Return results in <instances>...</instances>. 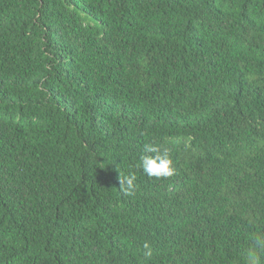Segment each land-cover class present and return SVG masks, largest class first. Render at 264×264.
<instances>
[{
  "label": "trees",
  "instance_id": "trees-1",
  "mask_svg": "<svg viewBox=\"0 0 264 264\" xmlns=\"http://www.w3.org/2000/svg\"><path fill=\"white\" fill-rule=\"evenodd\" d=\"M149 141L173 176L134 167ZM258 237L264 0H0V264H244Z\"/></svg>",
  "mask_w": 264,
  "mask_h": 264
},
{
  "label": "clouds",
  "instance_id": "clouds-1",
  "mask_svg": "<svg viewBox=\"0 0 264 264\" xmlns=\"http://www.w3.org/2000/svg\"><path fill=\"white\" fill-rule=\"evenodd\" d=\"M134 167L142 170L147 177L155 179L168 178L176 172L171 148L166 143L155 141L143 144L142 154ZM119 181L121 194L127 197L136 195L138 184L137 175L134 171H129L127 175L122 174L120 171ZM142 247L145 257H152L154 255V248L149 241H145ZM262 251H264V237H258L255 243L247 249L244 264H264Z\"/></svg>",
  "mask_w": 264,
  "mask_h": 264
}]
</instances>
